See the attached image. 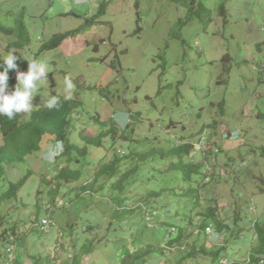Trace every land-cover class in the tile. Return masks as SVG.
Segmentation results:
<instances>
[{"label":"rangeland","instance_id":"374dc122","mask_svg":"<svg viewBox=\"0 0 264 264\" xmlns=\"http://www.w3.org/2000/svg\"><path fill=\"white\" fill-rule=\"evenodd\" d=\"M200 3L205 20L192 15L189 0H0V23L15 26L24 12L28 30L29 42L10 51L52 67L33 109L49 92L65 96L68 77L71 97L81 101L70 117L72 142L84 146L82 133L101 134L112 119L120 126L115 140L104 136V145L72 163L83 172L78 181L58 178L68 156L56 159L61 144L51 136L23 162L5 164L0 193L28 175L18 195L0 204V233L15 227L18 234L16 264H56L61 239L65 264L72 248L81 257L90 252L89 264H220V257L250 264L254 223L264 221V44L257 48L264 0H196V8ZM60 33L69 35L49 47ZM14 40L0 32L1 57ZM188 141L195 148L186 162L205 163L202 149H211L205 182L202 173L186 182L173 166L179 159L169 150ZM115 157L119 171L94 181L97 167ZM118 182L123 189L113 187ZM213 205L231 231L197 234L203 223L213 228L204 214ZM44 218L52 221L46 231ZM180 228L186 239L169 246ZM202 246L220 249V257ZM192 249H199L195 256Z\"/></svg>","mask_w":264,"mask_h":264},{"label":"trees","instance_id":"16d2710c","mask_svg":"<svg viewBox=\"0 0 264 264\" xmlns=\"http://www.w3.org/2000/svg\"><path fill=\"white\" fill-rule=\"evenodd\" d=\"M187 2L188 0H178ZM192 5V15L199 16L202 20H205V16L207 15V7L204 3H200L196 8V0H189ZM197 10V11H196ZM223 12L225 9H222ZM24 12L20 13V17L16 19L15 26H5L0 23V32L4 33L8 36H15L16 40L9 43L7 47V51L12 50L13 47L23 48L25 44L29 42L28 30L26 27V23L23 19ZM69 35V33H60L55 34L47 45L49 47H58L62 44L65 38ZM264 43H260L258 45V49H262V45ZM3 62V57L0 56V64ZM29 60L20 57L16 63L19 65V70L27 71ZM9 88H13L17 82L16 80V71H9ZM65 96H60V106L56 109L49 110L44 105L38 108L32 109L29 113H20L17 114L16 117L12 120H9L6 116H0V133L3 137V143L0 145V180L3 179L6 173L5 164L6 163H15V162H23L28 154L34 153L41 149L42 141L46 136H51L54 138L56 143L61 144V153L57 155L56 159L60 156L67 157L66 164L60 168V172L58 173V178L64 179L66 182L78 181L82 177V170L72 163L75 162L79 157L85 156L89 152V147L91 146H102L104 145L103 138L106 135H112L113 140H115V133L119 129V123L112 119L110 122L112 126L109 129L98 135H86L82 133L83 141L85 142L84 146H79L71 141L69 136V126L71 123V115L74 109L80 105L81 101L76 100L75 98L65 99ZM219 109L222 114L225 112V100L219 102ZM98 122L107 125L108 121H102L100 118L97 119ZM107 123V124H106ZM213 126L217 125V121L212 123ZM194 143L188 141L184 143L178 144L175 148L170 149L169 152L178 157V162L173 163L174 167H180L182 170L183 178L186 182H191L194 175H199L202 173L203 180L209 179L210 177L206 174L205 163L207 162L209 155L211 153V149H204V162H186L185 158L189 156L194 150ZM78 150V156L75 158L72 156V150ZM164 154V151L162 152ZM261 154L264 156V148L261 149ZM119 159L113 158L110 162H104L97 167L96 173L94 174V181H98L102 176H111L114 173L119 171ZM207 164V163H206ZM77 167V168H76ZM28 179V175L20 178L18 181L10 182L9 186L6 189H3L0 193V204L7 199L15 198L18 195L19 189L23 186V184ZM260 181L262 183V190L264 192V177H260ZM93 182V181H92ZM91 182V183H92ZM86 184L84 187H88L91 184ZM113 187H118L123 189L124 185L122 183H114ZM200 199L197 200V204ZM121 200L120 202H122ZM206 217H210L213 222V230L215 233L224 235L226 232L231 231V227L225 221L224 218L220 217V213L217 209V205L210 206L205 212ZM238 214V213H237ZM1 218V215H0ZM241 221L240 215H236L235 222L238 223ZM191 223V222H190ZM2 224V222H0ZM207 227V226H206ZM205 224H201V232H197V234L205 233L206 230ZM255 229V240L256 242L250 252H249V263L250 264H262L264 263V221H256L254 223ZM175 230V229H174ZM178 235L176 238H171L168 240L167 244L169 246H175L180 244L183 240L186 239V232L183 228L178 229ZM240 233V231H238ZM15 227L6 228L0 233V252L4 253V248L8 245L10 241V236L16 235ZM233 235V233H232ZM230 235V236H232ZM182 244V243H181ZM223 249L227 248V245L221 246ZM221 248V249H222ZM202 251L209 253L205 246H202ZM200 250V251H201ZM199 249H192L189 253V256H195L196 252ZM90 253V252H88ZM210 254L213 255L214 260L220 257V249L217 251H211ZM78 262L75 264H79V256ZM223 258V257H222ZM220 257V261L222 259ZM219 261L220 264H222Z\"/></svg>","mask_w":264,"mask_h":264},{"label":"clouds","instance_id":"9594fccd","mask_svg":"<svg viewBox=\"0 0 264 264\" xmlns=\"http://www.w3.org/2000/svg\"><path fill=\"white\" fill-rule=\"evenodd\" d=\"M19 58L10 51L3 57V62L0 64V116H6L9 120L14 119L17 114H27L32 111L34 97L39 94L40 87L44 82L49 81L48 73L52 72V67L47 60L28 62L27 71H21L16 63ZM10 70L16 71L17 84L13 91H9ZM64 85L66 93L64 98L67 100L71 98L74 84L70 78L65 77ZM44 106L49 110L58 108L60 106L59 95H52L49 92L48 98L44 101ZM61 151L62 149H56L55 156L57 157Z\"/></svg>","mask_w":264,"mask_h":264},{"label":"built area","instance_id":"2783aa9c","mask_svg":"<svg viewBox=\"0 0 264 264\" xmlns=\"http://www.w3.org/2000/svg\"><path fill=\"white\" fill-rule=\"evenodd\" d=\"M200 144H202V141L200 142ZM155 213H157V212L154 211V214ZM146 217H147V219H151L152 215L149 211L146 213ZM50 224H51V220L48 218H44L42 220L41 229L47 230L48 227L50 226ZM205 233H207L209 235L216 234L215 231L213 230L212 226H210V225L206 227ZM9 238H10V241H9L8 245L4 248V253L0 252V264H15L18 236L11 234V236ZM0 246H1V244H0ZM226 264H228V262Z\"/></svg>","mask_w":264,"mask_h":264},{"label":"crops","instance_id":"0c3cea01","mask_svg":"<svg viewBox=\"0 0 264 264\" xmlns=\"http://www.w3.org/2000/svg\"><path fill=\"white\" fill-rule=\"evenodd\" d=\"M93 227L90 226L88 229H92ZM69 244L73 247V240L72 239H69ZM66 241H62V239L60 240V245L56 247V250L53 252V256L55 254H58L60 258H58V260H56V264H65V255H67V253L65 252V249L64 247H66ZM68 244V243H67ZM69 246V245H68ZM19 246H18V243H17V250H18ZM70 248V246H69ZM73 250V254H70L69 258L68 257V263L67 264H75L76 262H78V258H77V252L74 253V249L72 248ZM75 254V255H74ZM52 256V257H53ZM74 256H76V258H74ZM17 258V257H16ZM17 261V260H16ZM90 261H92V255L90 253H84L83 256H79V264H89ZM16 264V263H15ZM21 264H33L31 261L29 263L27 262H22Z\"/></svg>","mask_w":264,"mask_h":264}]
</instances>
